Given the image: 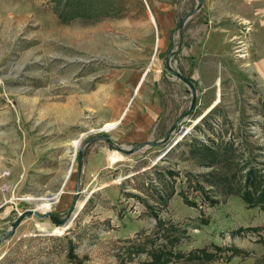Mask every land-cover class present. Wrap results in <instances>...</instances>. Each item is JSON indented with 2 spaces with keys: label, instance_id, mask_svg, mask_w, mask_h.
Returning a JSON list of instances; mask_svg holds the SVG:
<instances>
[{
  "label": "rangeland",
  "instance_id": "rangeland-1",
  "mask_svg": "<svg viewBox=\"0 0 264 264\" xmlns=\"http://www.w3.org/2000/svg\"><path fill=\"white\" fill-rule=\"evenodd\" d=\"M150 11L147 0H0V264H146L159 247L172 250L166 264H264V200L244 197L264 194V75L224 73L220 95L203 91L216 76L192 78L182 33L162 46ZM235 46L233 61L247 57ZM135 66L165 115L155 143L124 153L137 146L105 125ZM50 193L46 210L27 198ZM36 207L65 223L27 216L7 236Z\"/></svg>",
  "mask_w": 264,
  "mask_h": 264
},
{
  "label": "crops",
  "instance_id": "crops-1",
  "mask_svg": "<svg viewBox=\"0 0 264 264\" xmlns=\"http://www.w3.org/2000/svg\"><path fill=\"white\" fill-rule=\"evenodd\" d=\"M185 1L187 0H147L151 15L157 21L156 27L162 46L168 43L172 45L173 35L175 30H178L179 34L182 33L183 60L187 61L185 70L192 78L194 71L201 76H216L214 83L207 87L203 84V91L214 88L220 95L219 86L223 80L220 76L224 73H243L253 79L257 74L264 75L262 63L253 59L256 50L264 54V42H260L264 41V0H202L203 5L192 11L186 9ZM195 1L199 3L198 0ZM181 15L184 19L177 28ZM136 28L133 39L141 42V32L139 27ZM238 38L246 40L249 54L245 58L235 59L236 65L229 69L230 65L235 64L233 46ZM132 68L131 73L128 68H124L123 99L112 120L119 122L113 128L104 130H114L117 140L137 146L153 141L160 123L164 122L165 109L160 96L156 95L154 86L141 87L146 72H141L136 66ZM156 82L157 79L152 85ZM217 103L218 100L212 107ZM108 135L114 139L110 133ZM67 202L68 198L65 199L64 205Z\"/></svg>",
  "mask_w": 264,
  "mask_h": 264
},
{
  "label": "water",
  "instance_id": "water-1",
  "mask_svg": "<svg viewBox=\"0 0 264 264\" xmlns=\"http://www.w3.org/2000/svg\"><path fill=\"white\" fill-rule=\"evenodd\" d=\"M199 1V7H201L202 5H203V1L202 0H198ZM170 55H171V51H170V53L168 54V56H167V58H166V61H167V68L171 71V72H174L173 71V69H172V67H171V65H170V62H169V57H170ZM175 74L177 75V76H181V77H183L191 86H192V90H193V95L195 96L196 95V90L194 89V87H193V84H192V82L190 81V80H188L186 77H184L181 73H177V72H175ZM170 132L168 133V136L170 137ZM101 138H106V139H108V143H109V145L111 146V142H112V139H111V137L107 134V135H104V136H101ZM162 142H164V141H162ZM161 142V143H162ZM152 143H155V142H153V141H151V142H148L147 144H149V145H152ZM143 146V144H139V145H137V147H130V148H128V149H126V148H119L118 150L119 151H121V152H124V153H134V152H136L137 151V149H139V148H141ZM83 148H84V145L83 146H81L80 147V149H79V162H78V167H79V171H78V178H80L81 177V170H82V160H83ZM51 194V193H50ZM79 194H80V185H79V188H78V190H77V192H76V198H75V201H76V203L78 202V200H79ZM47 196V195H46ZM88 201V199L84 202V204L83 205H85V203ZM38 207H36L35 209H25L23 212H21L20 213V215L18 216V218L13 222V224H12V229L10 230V231H8L7 232V236H9V235H12V234H14L15 232H16V230L18 229V227L20 226V223L23 221V219L24 218H26L27 216H38V217H40V218H45V217H50L51 216V218L57 223V224H63V223H65V221H67V223L68 222H70V220H72V219H74V217L79 213V209H78V206L76 205V204H74L71 208H70V210H69V214H68V217L65 219V221H63V220H59L56 216H55V214L53 213V212H49V211H46V212H44V214H40L39 212H38ZM2 240V238L0 237V241Z\"/></svg>",
  "mask_w": 264,
  "mask_h": 264
},
{
  "label": "trees",
  "instance_id": "trees-1",
  "mask_svg": "<svg viewBox=\"0 0 264 264\" xmlns=\"http://www.w3.org/2000/svg\"><path fill=\"white\" fill-rule=\"evenodd\" d=\"M247 196H244L249 203H253L251 205H256L257 203L259 204V201L261 200L263 202L264 200V194L262 195H257L256 197L251 196L249 193L246 194ZM202 253L203 256H207L209 259L213 258L214 255L212 253H209L205 249H199L194 251V253ZM196 254H194L193 258L196 257ZM152 260L147 261L146 264H166L169 261V258H171L172 250L164 249V248H155L154 251L151 252ZM179 254V253H176Z\"/></svg>",
  "mask_w": 264,
  "mask_h": 264
},
{
  "label": "bare ground",
  "instance_id": "bare-ground-1",
  "mask_svg": "<svg viewBox=\"0 0 264 264\" xmlns=\"http://www.w3.org/2000/svg\"><path fill=\"white\" fill-rule=\"evenodd\" d=\"M153 17V16H152ZM117 122H114V121H109L107 122V125H105V128H112L114 127L117 123ZM78 141V140H77ZM57 195L58 194H49V196H46V197H43V199H36V198H33V197H27L29 198L30 200H32V202L35 200V202L37 203V205H39V207L43 210H46V209H49V207L52 206V204L54 203V200L57 198ZM82 206V203H79L78 204V209Z\"/></svg>",
  "mask_w": 264,
  "mask_h": 264
},
{
  "label": "built area",
  "instance_id": "built-area-1",
  "mask_svg": "<svg viewBox=\"0 0 264 264\" xmlns=\"http://www.w3.org/2000/svg\"><path fill=\"white\" fill-rule=\"evenodd\" d=\"M247 32H249V29H247ZM235 45L236 46L234 50L236 56L243 57L248 54V47L246 44V40H243L242 38H238V40L235 42Z\"/></svg>",
  "mask_w": 264,
  "mask_h": 264
}]
</instances>
